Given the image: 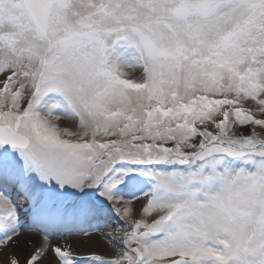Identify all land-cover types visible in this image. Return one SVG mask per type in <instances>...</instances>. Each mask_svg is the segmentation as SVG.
<instances>
[{
	"label": "snow or ice",
	"instance_id": "obj_1",
	"mask_svg": "<svg viewBox=\"0 0 264 264\" xmlns=\"http://www.w3.org/2000/svg\"><path fill=\"white\" fill-rule=\"evenodd\" d=\"M0 264H264V0H0Z\"/></svg>",
	"mask_w": 264,
	"mask_h": 264
},
{
	"label": "bare ground",
	"instance_id": "obj_2",
	"mask_svg": "<svg viewBox=\"0 0 264 264\" xmlns=\"http://www.w3.org/2000/svg\"><path fill=\"white\" fill-rule=\"evenodd\" d=\"M105 230H109V229H105ZM26 235H33V234L27 233ZM69 239L74 242V246H77L78 250H86L84 247H82L83 238H81V237H69ZM95 239L99 242L98 234L95 237ZM56 241L57 242H63L60 237H57ZM98 246L102 247V244H98Z\"/></svg>",
	"mask_w": 264,
	"mask_h": 264
}]
</instances>
